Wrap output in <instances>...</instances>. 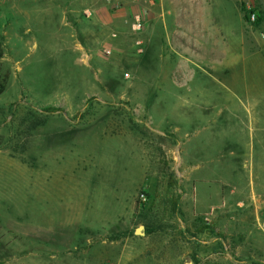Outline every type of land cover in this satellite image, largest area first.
Wrapping results in <instances>:
<instances>
[{"label": "rangeland", "instance_id": "obj_1", "mask_svg": "<svg viewBox=\"0 0 264 264\" xmlns=\"http://www.w3.org/2000/svg\"><path fill=\"white\" fill-rule=\"evenodd\" d=\"M0 38V264L264 260V0H0Z\"/></svg>", "mask_w": 264, "mask_h": 264}, {"label": "crops", "instance_id": "obj_2", "mask_svg": "<svg viewBox=\"0 0 264 264\" xmlns=\"http://www.w3.org/2000/svg\"><path fill=\"white\" fill-rule=\"evenodd\" d=\"M154 10H153L152 16L150 17L149 22L152 21V23H153V22H156V21L160 20V23L161 24H164L163 26L165 27V31H164L165 34H163L162 37L159 36V39H157L156 37L155 38L154 37L153 38H149L148 37V33H149L148 29L147 30H144L143 33H141L142 38L140 37V39H139V40H142L143 41V45L146 44V42L148 44H150V43H154V44H157L158 43L159 44V43H161L162 40H167V39L168 40L170 39V40L173 41L175 39V36H180V34H179L178 31H179V28H181L180 27L181 25H180V22L178 21L179 20L178 13L177 12H174L173 14H171L172 11L169 10V9H167V8H165L164 3L163 4L161 3V7H159L158 9H154ZM95 12H96L95 13V16H94V21H95V23H94L95 24V26H94L95 31L94 32L95 33L94 32L87 33V34H89L91 36H94V34L96 36V34H97L98 31H103L105 29L106 30L112 29V27L114 25L113 24V21H114V17L115 16L113 14H110L107 10L105 11V8L104 9L101 8L100 10H97ZM166 18H171L173 21H175L174 22V25H172V27H171V29H174V30H170V33L168 32V29H167ZM129 28L131 30V26L130 25H129ZM95 39H98V36H96ZM107 43H109V42H107ZM75 49L78 50V52H80V53L81 52L83 53V51H84V56H87V51L85 49L83 50V48L80 45L79 46L76 45ZM83 60H85V59H83ZM254 216H255L254 217V220H256V224H257L259 230L263 231V233H264V229L262 228L264 226V216L263 217H260L257 214H255ZM232 220L237 221V220H239V217H234V215H229L227 213H224L220 217V221L222 222V228H224V231L227 232V229L230 226V221H232ZM241 220H243V218ZM225 233H223V235H224L223 236V239H224V242H227L228 238H227V234L225 235ZM225 247L227 249V246L226 245L224 246V248ZM226 253H227V251H225V254ZM256 263L257 264H264V260H259Z\"/></svg>", "mask_w": 264, "mask_h": 264}, {"label": "trees", "instance_id": "obj_3", "mask_svg": "<svg viewBox=\"0 0 264 264\" xmlns=\"http://www.w3.org/2000/svg\"><path fill=\"white\" fill-rule=\"evenodd\" d=\"M4 57V48H3V38H0V96L5 92L8 84V76L3 73L2 70V59ZM42 110L46 113H56V112H62L61 109H59L56 106L53 105H45L42 106ZM1 141V138H0ZM148 233V231H147ZM122 235H119L118 237H115L116 240H119Z\"/></svg>", "mask_w": 264, "mask_h": 264}, {"label": "built area", "instance_id": "obj_4", "mask_svg": "<svg viewBox=\"0 0 264 264\" xmlns=\"http://www.w3.org/2000/svg\"><path fill=\"white\" fill-rule=\"evenodd\" d=\"M151 3L153 4V2H151ZM144 14H146V11L141 12L140 14L136 15L135 18H134V20H132L130 26H131V30L133 32H140V31L143 30V27H144V19H145ZM252 18L254 19L255 16L253 15ZM112 36L115 37L114 34ZM142 45H143V41L142 40H138L137 41V46L140 47ZM103 50H104V52L106 54H110L111 53V50L108 47H105ZM139 52L140 53L143 52V48L140 47ZM126 76H129V74H127ZM262 228L264 229V226Z\"/></svg>", "mask_w": 264, "mask_h": 264}, {"label": "water", "instance_id": "obj_5", "mask_svg": "<svg viewBox=\"0 0 264 264\" xmlns=\"http://www.w3.org/2000/svg\"><path fill=\"white\" fill-rule=\"evenodd\" d=\"M144 226H142V227H140V229H138L137 231H136V233L137 234H141V235H144L145 233H144ZM186 264H193L192 262H189V263H186Z\"/></svg>", "mask_w": 264, "mask_h": 264}]
</instances>
